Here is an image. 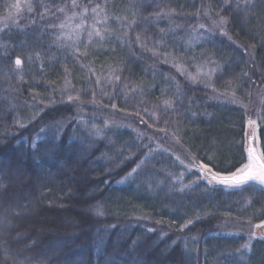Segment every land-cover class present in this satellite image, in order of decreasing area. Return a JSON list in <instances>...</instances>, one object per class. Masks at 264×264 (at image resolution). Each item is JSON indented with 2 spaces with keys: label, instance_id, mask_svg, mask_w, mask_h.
<instances>
[{
  "label": "trees",
  "instance_id": "16d2710c",
  "mask_svg": "<svg viewBox=\"0 0 264 264\" xmlns=\"http://www.w3.org/2000/svg\"><path fill=\"white\" fill-rule=\"evenodd\" d=\"M115 3L113 14L125 15L128 0ZM157 4L194 12L201 4L220 7L222 0H156L145 4L142 15L158 11ZM6 14L0 7V16ZM221 15L229 17L228 35L206 34L187 56H194L195 64L215 61L205 71L220 65L213 76L217 93L231 95L235 89L239 104L217 98L205 88L207 81H187L149 52L134 46L133 55L114 42L105 47H117L115 54L84 61H93L101 81L96 85L87 69L65 59L68 50L57 48L54 37L38 39V29L25 34L7 22L11 30L0 33L7 48L0 55V213L19 208L20 214L11 219L10 229L0 230V264H104L105 256L112 264H264V239L252 240L251 252H237L249 242V229L264 220V192L251 183L236 189L211 186L196 169L185 167L194 156L214 171H234L245 158L248 118L264 112V0H253L247 11L226 8ZM175 22L186 27L208 23L185 17ZM166 26V20L160 23ZM108 27L120 31L114 23ZM148 34L158 36L151 25ZM176 35L178 42L167 43L183 54L181 45L189 37L183 29ZM37 52L42 59H35ZM16 56L25 60L19 73L23 80L8 71ZM192 64L185 66L195 74ZM119 68L123 73L117 82L113 69ZM66 76L71 85L65 89ZM137 85L142 93L129 90ZM78 93L79 100L68 102V94ZM49 96L57 102L49 103ZM166 100L174 102L173 108L166 109ZM17 119L28 126L19 127ZM41 128L45 132L34 151L32 141ZM259 136L264 144V131ZM182 185L191 187L178 191ZM97 207L103 216L96 215Z\"/></svg>",
  "mask_w": 264,
  "mask_h": 264
},
{
  "label": "snow or ice",
  "instance_id": "6c2138e0",
  "mask_svg": "<svg viewBox=\"0 0 264 264\" xmlns=\"http://www.w3.org/2000/svg\"><path fill=\"white\" fill-rule=\"evenodd\" d=\"M156 0H128L126 5L127 12L125 15L113 14L118 5L115 0H5L3 9L6 11L4 16L3 27H0V33H3L5 29L11 30L8 25V21L16 26L17 30L27 33L29 29L36 28L39 30V36L45 35L54 37L52 41L57 48L67 49V55L65 59L71 57L77 63L80 64L82 69H87L90 73L89 79L96 77L94 83L100 85L101 81L97 76V73L91 64L93 61L85 63L89 56H99L101 54H115L117 47H105V43L114 42L119 48L123 49L127 47L131 54L133 47H137L141 52H149L152 57H158V62L170 64L171 67L175 68L176 71L184 76V78L195 84L199 82H205V88H211L214 93H217V89L213 83V76L221 69V66L216 64L205 71L208 64H215V61L206 60L202 64H195L194 56H187L189 51L194 50L195 45L200 44L204 40L205 35L215 34L214 30H219V34L227 36L226 26L230 22L229 17L221 15L222 12L227 8L228 11H247L253 3V0H222V5L217 8H213L210 4L205 7L201 4L199 8H196L194 12H189L180 6L178 10L175 7L168 6L167 8L160 7L157 4L158 11H153L148 15H142V9L145 4L151 5ZM27 13L28 15H24ZM214 13V14H213ZM176 17L194 18L197 21L206 19L208 23L198 22L196 24H188L187 27L184 24L176 23ZM21 19L25 22L20 23ZM89 20L91 21L89 23ZM167 21L166 27H160L162 21ZM116 24L119 33L108 25ZM99 25H105L101 28ZM149 25H151L158 33L157 38H153L149 35ZM139 29V31H137ZM183 29L185 35L189 37L188 40L184 41L181 45L184 49L183 54H178L172 50L167 43L168 39L178 42L176 35L177 30ZM203 30V31H202ZM171 34V35H170ZM86 37V40H85ZM94 38L98 41V44H94ZM231 40L232 37L228 36ZM264 44V41H262ZM0 49H4V52L0 55H5L7 52L6 45L0 43ZM83 49V50H81ZM161 49H168L167 51L161 52ZM186 57V59H185ZM35 59H42L40 53H35ZM33 56L29 55L27 61L31 63ZM188 61H192V66L195 67V74L188 71L185 66ZM25 60L20 56H16L14 60V67L8 71L17 74L18 80H23V76L19 73L23 72V65ZM43 68V65H41ZM120 74H115L116 72ZM65 73H68V69L65 66ZM123 73V68L113 69L114 80L119 82ZM248 75L247 72L244 73ZM171 79L175 80L174 77ZM111 82V81H110ZM231 85L232 81L226 82ZM254 83V82H253ZM177 84V95L182 93L179 88V82ZM71 85V81L65 78V89ZM125 88H128V83L124 84ZM130 91L143 92V88L137 85L134 88L129 89ZM55 91V89H53ZM64 94V90H61V95ZM102 94H104L102 92ZM250 95V93H249ZM38 94L33 95L32 99L36 100ZM92 102L95 103L96 92H91ZM218 97H224L225 100L233 104H239L240 100L236 97L235 89H233L231 95L226 93H217ZM49 103H56L54 96L47 98ZM68 102L79 100V93L75 96L68 94ZM43 103V99L39 101ZM166 109L173 108L174 102L172 100L164 101ZM115 108L116 105L112 104ZM13 108L15 106L13 105ZM147 111V109H145ZM192 115H196L193 113ZM36 119L33 116L29 119L28 123H31ZM259 121V123H258ZM167 122V121H166ZM21 128H26L27 123H22L19 119L15 121ZM247 124L249 130L245 131L244 137V151L245 158L242 160L240 165L235 168L234 171L229 170L227 174H223L219 171H214L208 163L197 162L194 156L191 157L189 164L185 165L186 168L191 170L192 168L198 169L201 174V178L207 181L208 185H222L226 188H241L242 186L249 185L257 186V190L264 192V144L260 142L259 133L264 131V112L257 111L256 119L248 118ZM254 126V127H253ZM45 132L44 128H41L37 133V138L32 141V148L34 151L38 150V141L42 134ZM97 135L99 131L97 130ZM260 146H257V145ZM180 160V157H177ZM212 157H209L211 160ZM144 163L143 160L130 173L124 178L127 180L133 173H136L137 169ZM181 164H184V160H180ZM182 178V177H181ZM124 180L120 181L121 183ZM4 185L0 183V188ZM190 185H182L178 191L183 192L185 188H190ZM4 193L0 192V209L4 208L3 201ZM97 216H103V211L100 207L95 209ZM20 214L19 208L14 210L11 214H8L7 210L0 213V230L10 229L12 227L11 219ZM199 216L188 219L185 224L180 226L181 230L192 225L195 220H198ZM251 223V221H249ZM114 227V226H113ZM255 229H264V220L254 225ZM259 236L260 239H264V232L257 233L251 231L249 234V242L242 246V249H237V252L241 255L244 252H251V241ZM193 242H198L196 237H192ZM99 259V258H97ZM20 264H25L21 261ZM104 264H112V258L105 256Z\"/></svg>",
  "mask_w": 264,
  "mask_h": 264
},
{
  "label": "rangeland",
  "instance_id": "374dc122",
  "mask_svg": "<svg viewBox=\"0 0 264 264\" xmlns=\"http://www.w3.org/2000/svg\"><path fill=\"white\" fill-rule=\"evenodd\" d=\"M4 17L0 16V27H3V24H4V20H3ZM252 119H256L255 117H251ZM254 127V126H253ZM246 130H249V126L248 124L246 125ZM257 146H260L259 144ZM196 169V168H194ZM198 171V169H196ZM199 172V171H198ZM200 173V172H199ZM204 180V179H203ZM206 181V180H204ZM207 182V181H206ZM211 186H221V187H225V186H222V185H216V184H213ZM226 188V187H225ZM226 189H236V188H226ZM249 231H256L258 234L261 233V232H264V229H255L254 226L252 228L249 229ZM259 238V236L257 237Z\"/></svg>",
  "mask_w": 264,
  "mask_h": 264
}]
</instances>
